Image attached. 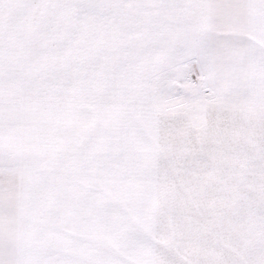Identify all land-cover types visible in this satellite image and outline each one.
<instances>
[{"label":"snow or ice","instance_id":"obj_1","mask_svg":"<svg viewBox=\"0 0 264 264\" xmlns=\"http://www.w3.org/2000/svg\"><path fill=\"white\" fill-rule=\"evenodd\" d=\"M0 264H264V0H0Z\"/></svg>","mask_w":264,"mask_h":264}]
</instances>
